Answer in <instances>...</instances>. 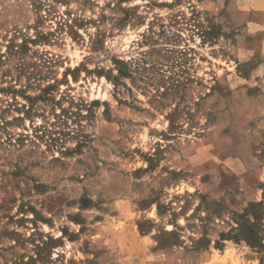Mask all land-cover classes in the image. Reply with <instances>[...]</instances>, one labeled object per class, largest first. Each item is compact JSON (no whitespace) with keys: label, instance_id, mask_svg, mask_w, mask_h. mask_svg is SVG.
I'll return each mask as SVG.
<instances>
[{"label":"rangeland","instance_id":"obj_1","mask_svg":"<svg viewBox=\"0 0 264 264\" xmlns=\"http://www.w3.org/2000/svg\"><path fill=\"white\" fill-rule=\"evenodd\" d=\"M39 31L0 62V264H264V0H0V54Z\"/></svg>","mask_w":264,"mask_h":264},{"label":"trees","instance_id":"obj_2","mask_svg":"<svg viewBox=\"0 0 264 264\" xmlns=\"http://www.w3.org/2000/svg\"><path fill=\"white\" fill-rule=\"evenodd\" d=\"M46 35H44V33L42 31H39L36 35L35 38H32L31 41L28 40H23L20 44L15 45L14 42H12L9 46H8V50H7V54L4 55V53L0 54V62H3V60L7 59L10 55H22L24 54V52L29 48L28 47V42L32 43V42H37V41H41L43 40V37H45ZM114 64L116 66L115 70L116 73L113 71H111V78L112 81L114 82V85L117 87L119 86V84H124V79L126 77H133V79H136L134 72H138V70L141 68V65H139V62H136L135 64L133 62H129L126 61L124 59H119V58H115L114 59ZM137 64V66L134 67V65ZM176 76V75H175ZM175 76H169L168 78L171 80L172 84H174L175 82L177 84L182 83L181 79L176 78ZM109 77V76H108ZM50 86H47L45 88H43V91H46ZM12 88V87H11ZM3 89L4 88H0ZM13 89V88H12ZM12 93L16 92V89L14 88L13 91H11ZM26 98L30 99L31 95H25ZM9 122V121H7ZM6 122V123H7ZM262 202L259 203H252L251 204V208L254 207H258L259 205H261ZM159 208V207H158ZM239 216L242 217V222L240 224V230H242V234H244L245 239L248 241V243L250 245H258V246H262V242H261V237L258 235V230L256 229V220L257 217L256 215H254L253 220L252 219H248L246 218V214H240ZM46 245V242L43 241L42 245L37 244L35 246V254L36 256H30L29 257V261L23 263V264H35L36 261H39L43 258V252L42 250H44V246ZM16 264H18L16 262Z\"/></svg>","mask_w":264,"mask_h":264},{"label":"crops","instance_id":"obj_3","mask_svg":"<svg viewBox=\"0 0 264 264\" xmlns=\"http://www.w3.org/2000/svg\"><path fill=\"white\" fill-rule=\"evenodd\" d=\"M214 264H226V263H224V262H222V261H217V262H215ZM227 264H231L230 262H228Z\"/></svg>","mask_w":264,"mask_h":264}]
</instances>
